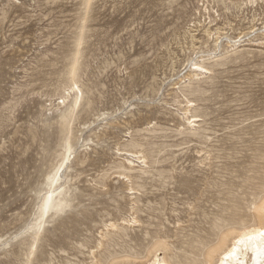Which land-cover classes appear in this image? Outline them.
<instances>
[{
	"label": "rangeland",
	"instance_id": "1",
	"mask_svg": "<svg viewBox=\"0 0 264 264\" xmlns=\"http://www.w3.org/2000/svg\"><path fill=\"white\" fill-rule=\"evenodd\" d=\"M224 1L0 0V264H101L158 235L185 261L194 234L215 239L244 214L235 205L264 175V1ZM210 15L224 42L194 50L188 26ZM228 41L225 63L188 79ZM189 83L206 89L188 93L196 136L175 101ZM135 140L154 153L140 195L117 173ZM134 215L128 236L109 230Z\"/></svg>",
	"mask_w": 264,
	"mask_h": 264
},
{
	"label": "bare ground",
	"instance_id": "2",
	"mask_svg": "<svg viewBox=\"0 0 264 264\" xmlns=\"http://www.w3.org/2000/svg\"><path fill=\"white\" fill-rule=\"evenodd\" d=\"M256 1L257 0H248L244 1L243 3L247 4L250 2L253 5V3ZM223 2L226 1L223 0ZM228 5L225 7L229 8ZM203 8L205 11L209 10L207 5ZM205 13L206 12H202V9H200L199 11L195 12V15L199 14L198 16H203ZM209 18L210 21L208 23L206 21L202 22L201 19L193 20V22L188 26L189 31L186 30L190 33L189 39H191L190 41L194 50L199 49L200 51H204L202 48L209 47L210 43H213L214 49L217 50L224 42V39L222 40V38L225 36L224 34L226 31L224 32L222 27L217 26L218 23H215L216 18L212 19L211 15ZM228 38L230 39V37ZM226 43H228V45H226V48L228 49L223 51L224 53L221 54L222 56L215 54L214 56L206 58L202 57L200 60L194 62L192 68L189 71L190 73L187 74L188 79L194 80L198 79L201 74H211L215 65L225 63V60L228 59L227 56L229 53L237 48V42L232 43V41H228ZM207 59L211 61L205 62ZM73 72L75 73V68L73 69ZM73 84V86L69 87L68 93L63 95L65 107L61 110L59 115L60 122L66 127H68L73 120L75 116V110L80 103L79 100L83 93L76 81H74ZM174 88L180 89V92L178 91L177 94V100L175 101L179 104L184 102L179 98L182 96L187 102L184 107L182 106V108H180V110L182 111L181 114L184 115V117L190 123L188 128H192L194 130L189 132V134L193 136L199 135V129L197 127L200 129L201 127L197 122L202 120V115L199 113H192L190 116L188 115L190 112H193L191 108L197 105L195 100L190 99L188 93L193 95H202L206 89L201 85H195L192 83H189L183 88L181 86L175 85ZM68 129H70V127ZM184 130L185 128H179V134L185 135L186 131ZM132 145L133 146L131 149H119V154L124 157L128 164H120L118 166L119 171L117 170V173L120 178L127 181L134 182V179H137L136 184L138 185H132V187L129 189L132 194L135 193L140 195L141 187L145 185L144 183L147 180V176L155 170H152V165H150L148 160L149 152L152 150L151 148L147 149V146H145L139 140H135ZM150 154H152V156L154 155L153 152H150ZM155 160L158 162L160 161L159 158ZM262 167V174H264V166ZM260 179V188L252 189L247 194H245V198H243L241 206L240 204L235 205L237 210L244 211V214L240 215L234 222L221 226L219 233L216 234L217 236L215 239L207 240L206 238H203L201 234H194L190 241L192 251H190V253L185 251L186 254H190V257L186 256L187 259L185 261L175 253L168 254L167 251L170 249V242H168L166 238L159 237L158 235L157 237H152L153 240L150 241L149 244L144 248L145 253L138 251L133 252L132 250V252L123 251L124 253L121 254H119L120 251L119 253L117 252L118 254H114V252L109 254L108 257H106L105 262H101V264H174L175 262L177 264H260V258L256 251H254V248H258L260 246L259 238L250 242V246L248 247H246L243 243L237 244V241L240 240L245 233L249 235H256L258 231L264 230V175H261ZM139 202H141V198L138 197L135 200L132 209H134L135 204H139ZM141 225L142 220L138 219L137 216L134 215L130 219H124L122 227H119L116 222L111 221L109 223V230L117 231L118 234L120 233L121 236L124 237L129 235V229L135 230L136 227ZM148 233H146V235H148ZM126 239L127 237H125V241ZM233 249H235V253L233 255H229V253L233 252ZM124 250L126 251V249ZM162 254L163 256H161ZM171 261H174V263Z\"/></svg>",
	"mask_w": 264,
	"mask_h": 264
},
{
	"label": "snow or ice",
	"instance_id": "3",
	"mask_svg": "<svg viewBox=\"0 0 264 264\" xmlns=\"http://www.w3.org/2000/svg\"><path fill=\"white\" fill-rule=\"evenodd\" d=\"M257 238L260 240V246L258 248H254L257 255L260 258V264H264V230L258 231L256 235H249L245 233L240 240L237 241V244H245L246 247L250 246V242L255 241ZM235 253V249H233L232 253L229 255H233Z\"/></svg>",
	"mask_w": 264,
	"mask_h": 264
}]
</instances>
